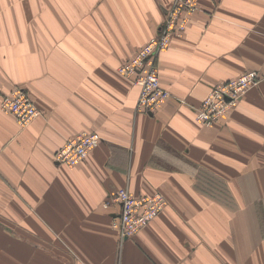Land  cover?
<instances>
[{
  "label": "crops",
  "instance_id": "0c3cea01",
  "mask_svg": "<svg viewBox=\"0 0 264 264\" xmlns=\"http://www.w3.org/2000/svg\"><path fill=\"white\" fill-rule=\"evenodd\" d=\"M174 0H0V102L21 87L41 114L0 106V264H264V0H200L157 64L169 97L138 109L118 71L158 35ZM260 81L213 125L211 87ZM83 130L81 163L56 152ZM167 205L124 237L119 188ZM108 202V204H107Z\"/></svg>",
  "mask_w": 264,
  "mask_h": 264
},
{
  "label": "built area",
  "instance_id": "2783aa9c",
  "mask_svg": "<svg viewBox=\"0 0 264 264\" xmlns=\"http://www.w3.org/2000/svg\"><path fill=\"white\" fill-rule=\"evenodd\" d=\"M198 11V0H174L168 11L162 30L149 39L137 53L120 68V73L133 79L140 87L138 109L154 111L169 97L170 92L162 85L157 59L169 45L173 35L181 34ZM259 73L247 71L239 76L214 84L202 103L196 107V120L203 125H213L234 108L246 91L259 82ZM5 112L12 113L19 125L24 128L33 121L40 110L29 94L16 88L1 103ZM101 136L96 132L83 131L72 137L57 152L56 160L65 165H77L100 143ZM121 204L119 217L114 225L120 228L124 237L134 236L140 229L154 220L167 205L161 192L135 195L121 187L114 195Z\"/></svg>",
  "mask_w": 264,
  "mask_h": 264
},
{
  "label": "rangeland",
  "instance_id": "374dc122",
  "mask_svg": "<svg viewBox=\"0 0 264 264\" xmlns=\"http://www.w3.org/2000/svg\"><path fill=\"white\" fill-rule=\"evenodd\" d=\"M199 9H200V0H198V10H199ZM195 13H196V12H195ZM195 13H194V14H195ZM161 53H162V52H161ZM125 63H126V62L122 63V64L118 67V71H119V72H120V68H121L122 65L125 64ZM125 76H126V75H125ZM126 77H127V76H126ZM259 81H260V79H259ZM258 83H259V82H258ZM17 88H21V87H17ZM250 88H252V87H250ZM15 89H16V88H14L13 91H11V92L8 93V94H5V95L2 97L1 102H0V106H1V103H2L3 99H4L5 97H7V95H11V94L14 92ZM22 89H23V88H22ZM248 90H249V89H248ZM248 90H247V91H248ZM247 91H246V92H247ZM26 92H27V91H26ZM27 93H28V92H27ZM29 96H30V95H29ZM30 97H31V96H30ZM31 98H32V97H31ZM32 100H33V99H32ZM33 102H34V103L36 104V106L38 107L37 103H36L34 100H33ZM38 108H39V107H38ZM1 110L4 111V110L2 109V107H1ZM39 110H40V109H39ZM4 112H5V111H4ZM5 113H8V112H5ZM8 114H11L12 116H14L12 113H8ZM40 114H41V110H40ZM40 114H39V115H40ZM39 115H38V116H39ZM38 116H37V117H38ZM37 117H36V118H37ZM14 118H15V117H14ZM36 118H35V119H36ZM15 119H16V118H15ZM35 119H34V120H35ZM34 120H33V121H34ZM16 121H17V120H16ZM33 121H31L28 125H30ZM17 123H18V122H17ZM18 124H19V123H18ZM28 125H27V126H28ZM19 126H20V125H19ZM27 126H26V127H27ZM20 127H21V126H20ZM24 128H25V127H24ZM83 131H88V130H83ZM83 131H82V132H83ZM82 132H80V133H82ZM90 132H96V133L99 134V136H101L100 133H99L98 131H90ZM80 133H78V134H80ZM78 134H77V135H78ZM70 139H71V138H70ZM70 139H68V141H69ZM101 140H102V138L100 139V142H101ZM68 141H67V142H68ZM67 142H66V143H67ZM56 154H57V152H56ZM85 159H86V158H85ZM67 166H69V165H67ZM70 166H71V165H70ZM74 166H75V165H74ZM159 192H160V191H159ZM161 193L166 197V195H165L163 192H161ZM152 194H153V193H152ZM166 199H167V197H166ZM107 204H108V202H107ZM144 228H145V227H143L142 229H144ZM142 229H140L139 231H141ZM139 231H138V232H139Z\"/></svg>",
  "mask_w": 264,
  "mask_h": 264
}]
</instances>
